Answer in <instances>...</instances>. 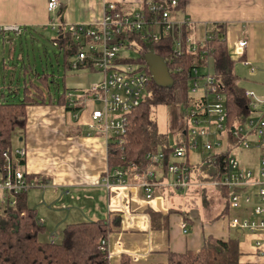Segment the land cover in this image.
Segmentation results:
<instances>
[{
    "label": "built area",
    "instance_id": "1",
    "mask_svg": "<svg viewBox=\"0 0 264 264\" xmlns=\"http://www.w3.org/2000/svg\"><path fill=\"white\" fill-rule=\"evenodd\" d=\"M59 4L60 0H47V10L54 12ZM176 5V0H149L142 3L139 9L127 11L114 2H108L104 5L102 19L95 24H65L54 19L47 23V28L52 33L53 46H57L58 40L64 37L65 32L70 33L72 40L78 45L71 61V69H79L81 65L89 62L93 71L102 73L101 80L92 84L88 92L74 95L73 91L68 90L66 97L68 107L80 106L77 111L69 110L74 120L79 119L84 108L90 109L86 135H102L106 147L111 137H114L118 144L123 143L126 115L140 104L149 83V75L143 65L126 62L129 58L121 55L122 50L133 47L134 42L129 36L141 33L145 38L157 42L165 34H170L173 41L172 52L175 55L184 51L196 53L202 50L208 36L207 31L202 42L196 40L189 32L192 29L189 17H183L181 20L172 18ZM22 32L19 24L0 26V34L14 33L20 36ZM246 45L244 38L237 41L233 51L235 59L241 58ZM201 53V56H204L206 51L202 50ZM243 63L250 65L247 60H243ZM190 73L188 94L191 102L184 106L186 116L191 120L190 128L185 124L181 138L168 154L160 150L147 152L144 156L147 165L144 167H139L134 162L112 169L107 167L100 181L108 193L107 209L116 213L119 219H124L130 227L134 223L139 229L148 230L150 217L147 213L140 214L144 218L142 224L133 222L136 212L131 203L138 192H142L146 207L155 212L167 213L168 208L163 204L164 195L155 193V189L223 186L228 191L229 209L246 208L253 203L254 196L258 198L249 215L231 217L229 226L250 234L264 232V180L256 178L253 171L242 166L229 152V149L249 148L252 145L250 137H256V147L261 150L258 174L260 178L264 177V99L253 91L246 90L245 95L249 100L251 112L249 115L239 116L229 128L224 96L218 92L209 67L204 70L192 67ZM191 153L197 154V159L193 162L190 161ZM2 158V207L14 206L16 196L23 191L46 186L42 181L28 179L25 172L24 148L7 149L2 152ZM198 165L210 166L216 171L218 178L212 181L194 179L193 171ZM253 188L256 190L251 192ZM38 223L43 224V220L39 219ZM187 225L186 222H181L183 233L187 232ZM59 238V234H52L47 240L54 242ZM109 238L110 234L101 240V249L105 250L110 262L116 256L128 254L133 263H139L147 254L129 251L119 240L115 241L113 250Z\"/></svg>",
    "mask_w": 264,
    "mask_h": 264
},
{
    "label": "crops",
    "instance_id": "2",
    "mask_svg": "<svg viewBox=\"0 0 264 264\" xmlns=\"http://www.w3.org/2000/svg\"><path fill=\"white\" fill-rule=\"evenodd\" d=\"M108 2H114L123 10L131 11L139 9L143 0H60L59 7L54 12L47 10V0H0V26L19 24L23 33H32L47 28L51 19L65 24H95L102 19L104 5ZM183 17L191 19L192 29L189 32L201 42L206 37V31L215 23L223 25L229 53L235 61L239 60L236 65L234 62L233 67L236 84L264 99V0H186L184 7L175 9L172 14L175 20H181ZM241 38L246 39L247 45L241 58L235 59L234 46ZM243 60H247L250 65H245ZM12 87H8L7 92L17 96L18 90L15 92ZM0 95L4 98L5 93L1 92ZM56 98L50 97L53 102L48 104L27 107L24 130H18V142L13 148L25 149V172L28 176H34L37 181L44 178L46 186L42 188L43 191L61 190L69 194V189H81V192L95 200L86 212L88 219L85 221L115 219L118 226L113 229L109 238L113 250L115 241L119 240L129 251L147 253L139 263H133L128 254H123L111 259L110 264H120L122 259L129 260L131 264L164 262L167 251L197 250L208 235L238 240L239 256L235 264H264V232H240L228 224L233 216L249 215L254 202L258 200L257 196L253 197V203L246 208H227V212L222 213L225 204L215 192L210 199V208H213L214 204L220 207L215 212L209 209L204 223L200 220L197 210L193 213H181L178 209H168L167 213L158 211L161 215L157 223L147 211L150 208L145 206L140 191L134 195V201L131 203L136 212L133 222L142 224L144 218L140 214L147 213L150 217L148 230L139 229L134 223L130 227L124 219H119L116 213L109 212L108 193L100 184L101 175L107 169L106 141L100 134L86 135L89 108H84L79 119L74 120L65 106L55 103ZM250 140L254 144L247 150H258L257 161L250 164L251 159L246 164L239 162L253 171L256 178L264 180V177L258 176L261 150L256 147V137L252 136ZM157 170L160 172V168ZM97 190L103 191V195ZM163 190L155 189V193L164 195ZM255 190L253 188L251 192ZM26 199L28 206H32V197L27 195V192ZM165 202L164 197L163 204L166 207ZM204 202L208 205L209 197H205ZM0 208L4 210L1 205ZM36 211L45 225L44 215L37 209ZM98 212H102L101 217H97L100 216L97 215ZM2 213L0 212V215ZM182 221L188 224L186 233L181 229Z\"/></svg>",
    "mask_w": 264,
    "mask_h": 264
},
{
    "label": "trees",
    "instance_id": "3",
    "mask_svg": "<svg viewBox=\"0 0 264 264\" xmlns=\"http://www.w3.org/2000/svg\"><path fill=\"white\" fill-rule=\"evenodd\" d=\"M147 1L149 0H143V3ZM176 1L175 9H182L186 0ZM224 32L223 25L217 23L207 30L208 36L202 47V50L206 51L204 56H201V49L196 53L184 51L180 55L173 54V41L170 34H165L157 42L145 38L141 33H133L129 36V39L137 46L140 55L136 59L125 61L142 64L149 75V83L140 104L126 115L127 124L123 143L118 144L116 139L111 137L107 144L106 161L109 169L124 166L129 162L144 167L147 165L144 159L147 152L159 150L165 154L170 152L172 146L159 133L156 121L151 115L152 110L159 104L189 105L191 102L188 94L190 70L192 67L204 70L207 66L209 67L210 58L213 59V68L209 71L214 77L218 92L224 96L228 112V127L230 128L239 116L250 114L251 109L245 90L236 84L233 71L235 60L229 53ZM55 47L62 55V68L70 70L71 59L78 50V45L72 40L71 34L65 32L64 37L58 40ZM147 52H153L165 59L170 78L168 85H159L151 77L148 66L142 58ZM84 68L92 70L89 62L79 67V69ZM26 70L27 68H24V72ZM39 79L46 81L47 78L45 74H42ZM16 90L14 89L15 92ZM66 92L67 90L63 87L55 103L65 106L68 111H77L80 106H67ZM51 102H53L52 99H45L41 89L32 83L30 86H23L22 98L18 101H0V165L3 162L2 152L12 148V134L16 130H24L27 107ZM180 134L182 136V130ZM193 177L196 180L212 181L218 178V174L210 166L198 165L193 171ZM28 179H34V176L29 175ZM40 180L45 182L44 178ZM200 191L204 198L212 191L216 192L225 204L222 213L227 212L228 191L225 187H203ZM26 192L19 193L16 196L15 205L6 206L0 215V264H110L105 250L101 249V240L108 237L118 226L115 219L99 218L68 223L62 229V234L57 241L41 240L39 236L44 231V224L38 223L36 209L28 206ZM149 213L158 223L161 214L150 210ZM238 256L239 248L236 238L220 239L208 235L197 250L167 251L164 262L143 264H235L238 262ZM120 264L131 263L129 260L122 259Z\"/></svg>",
    "mask_w": 264,
    "mask_h": 264
},
{
    "label": "rangeland",
    "instance_id": "4",
    "mask_svg": "<svg viewBox=\"0 0 264 264\" xmlns=\"http://www.w3.org/2000/svg\"><path fill=\"white\" fill-rule=\"evenodd\" d=\"M51 34L49 28L32 33L22 32L20 36L14 33L0 34V94L1 92L5 93L4 98L0 95V101H18L22 98L23 86H30V83L40 88L42 95L48 99L56 98L62 92L63 87L73 91L74 95H80L81 92H88L92 84L101 80L102 73L90 68L64 70L62 55L53 46ZM132 45L131 49L122 50L121 55L129 59L138 58L139 50L134 43ZM238 63L239 60H236L235 65ZM133 64L138 63L133 62ZM24 68H27L26 72H24ZM212 68L213 59L210 58L209 70L211 71ZM42 74L46 75V81L39 79ZM8 87L17 89L18 95L14 96L12 92L8 93ZM185 111L184 106L172 104H159L152 110L151 115L156 121L159 133L168 140L172 147L181 138L180 131L185 124L190 128L191 120L188 119ZM17 132L18 130L11 136L12 148L18 142ZM252 144L254 143L252 142ZM231 154L241 164H246L251 159L250 164L257 161L258 150L255 148L239 150L237 148L232 149ZM190 155L191 162L197 159V154L191 153ZM97 191L103 195V191ZM163 191L166 199L165 205L168 209H178V211H182L181 213H193L197 210L203 223L209 209L215 212L220 207V205L214 204L213 208H210V199L216 194L214 191L207 195V198L209 197L208 205L204 202L200 189L169 190L166 188ZM27 195L32 197V206L30 207H39L36 209L46 219L44 231L39 236L41 240H47L48 236L52 234L61 235L62 229L68 223L82 222L88 219L86 212L95 201L91 199L90 195L81 192V189H69V194H65L61 190L43 191L42 188L35 187L27 190ZM27 204L29 205L28 201ZM207 208L208 210H205ZM149 210L152 211L147 209L148 212ZM2 211L3 209L0 208L1 213ZM97 215H100L97 217H101L102 212H98Z\"/></svg>",
    "mask_w": 264,
    "mask_h": 264
},
{
    "label": "water",
    "instance_id": "5",
    "mask_svg": "<svg viewBox=\"0 0 264 264\" xmlns=\"http://www.w3.org/2000/svg\"><path fill=\"white\" fill-rule=\"evenodd\" d=\"M142 58L148 66L153 80L159 85H168L170 83L169 71L164 58L153 52L145 53Z\"/></svg>",
    "mask_w": 264,
    "mask_h": 264
}]
</instances>
